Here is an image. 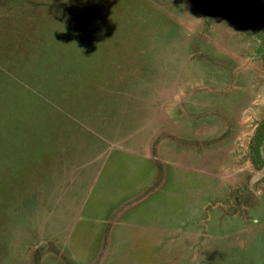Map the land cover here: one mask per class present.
I'll return each instance as SVG.
<instances>
[{
	"label": "rangeland",
	"instance_id": "374dc122",
	"mask_svg": "<svg viewBox=\"0 0 264 264\" xmlns=\"http://www.w3.org/2000/svg\"><path fill=\"white\" fill-rule=\"evenodd\" d=\"M264 0H0V264H264Z\"/></svg>",
	"mask_w": 264,
	"mask_h": 264
},
{
	"label": "trees",
	"instance_id": "16d2710c",
	"mask_svg": "<svg viewBox=\"0 0 264 264\" xmlns=\"http://www.w3.org/2000/svg\"><path fill=\"white\" fill-rule=\"evenodd\" d=\"M263 130H264V116L258 122L255 132L252 136V140H251L250 151H251L253 162L254 161L256 162V160L258 159L257 146H258V141L260 139V135L263 132Z\"/></svg>",
	"mask_w": 264,
	"mask_h": 264
}]
</instances>
